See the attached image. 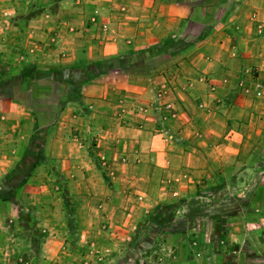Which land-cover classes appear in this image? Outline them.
I'll list each match as a JSON object with an SVG mask.
<instances>
[{
    "label": "crops",
    "instance_id": "1",
    "mask_svg": "<svg viewBox=\"0 0 264 264\" xmlns=\"http://www.w3.org/2000/svg\"><path fill=\"white\" fill-rule=\"evenodd\" d=\"M193 1L22 2L30 9L18 13L40 18L33 22L39 39L63 23L56 46L44 49V67L81 60L85 70L55 110L0 93V170L44 135L32 168L50 170L31 183L59 179L78 218L145 213L173 188L187 195L200 181L256 160L264 132V0H217L213 10V2L201 0L210 19L189 34ZM130 52L144 62L164 58L138 71L128 66ZM12 70L0 63L1 72ZM43 185L34 193L42 195Z\"/></svg>",
    "mask_w": 264,
    "mask_h": 264
},
{
    "label": "rangeland",
    "instance_id": "2",
    "mask_svg": "<svg viewBox=\"0 0 264 264\" xmlns=\"http://www.w3.org/2000/svg\"><path fill=\"white\" fill-rule=\"evenodd\" d=\"M33 1L36 6L46 0ZM210 1L213 10L218 1ZM22 2L0 0V63L13 68L10 74L0 71V93L23 97L43 111L55 110L58 99L62 105L70 88H75L85 65L80 60L44 67V49L56 46L63 23L51 29L56 34L39 39L33 30L37 18L17 12L30 9ZM193 3L189 34H196L210 19L201 0ZM128 56V66L138 71L164 58L144 62L137 52ZM28 62H37L38 69L23 72L21 66ZM256 141V160L248 157L250 161L227 175L200 181L187 195L184 189L173 188L145 213L126 209V213L77 218L59 179L31 183L29 177H45L50 170L39 169L40 164L32 168L44 142V135L38 133L11 166L0 170V264H264V132ZM51 171L49 176L55 178L54 166ZM40 185L48 188L39 196L33 188L40 190ZM88 215L92 224H87ZM51 239L56 241L53 246ZM53 248L58 252L55 256Z\"/></svg>",
    "mask_w": 264,
    "mask_h": 264
},
{
    "label": "trees",
    "instance_id": "3",
    "mask_svg": "<svg viewBox=\"0 0 264 264\" xmlns=\"http://www.w3.org/2000/svg\"><path fill=\"white\" fill-rule=\"evenodd\" d=\"M22 98H23V97H22ZM30 105H32L34 108L36 107V106H35V104H33V103H32V104H30ZM36 108H37V107H36ZM48 117H49V116H47V118H46V119H47V121H50V119H52V116H51L50 118H48Z\"/></svg>",
    "mask_w": 264,
    "mask_h": 264
},
{
    "label": "built area",
    "instance_id": "4",
    "mask_svg": "<svg viewBox=\"0 0 264 264\" xmlns=\"http://www.w3.org/2000/svg\"><path fill=\"white\" fill-rule=\"evenodd\" d=\"M257 94H259V92Z\"/></svg>",
    "mask_w": 264,
    "mask_h": 264
}]
</instances>
